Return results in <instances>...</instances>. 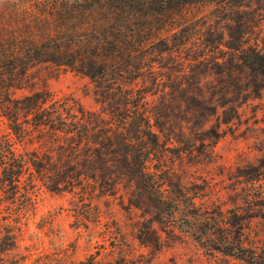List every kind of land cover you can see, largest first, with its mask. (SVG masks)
Returning a JSON list of instances; mask_svg holds the SVG:
<instances>
[{"label":"trees","instance_id":"16d2710c","mask_svg":"<svg viewBox=\"0 0 264 264\" xmlns=\"http://www.w3.org/2000/svg\"><path fill=\"white\" fill-rule=\"evenodd\" d=\"M192 1H55L54 32L41 42L34 39L32 54L90 77L101 108L57 98L47 87L17 97L6 94L0 117L7 118L11 132L24 142L45 131L43 140L52 146V155L42 161L36 151L20 153L11 136L2 135V178L19 181L28 172L51 190L90 199L96 190L115 194L123 189L121 204L140 211V243L160 251L166 244L160 228L175 230L168 217L179 208L186 186L179 187L172 179L168 151L180 157L188 142H217L222 125L239 117L242 102L264 89V46L258 42L246 45L231 33L228 57L224 52L214 56L215 47L202 51L188 47L181 55L178 48L202 36L173 25ZM218 2L223 7L239 4ZM165 52L170 56L163 61ZM15 69L6 74L0 65V88L22 87V81L14 83ZM238 70L246 71L248 79L243 80ZM213 73L215 78L206 79ZM179 120L192 123L191 133L183 125H172ZM196 196L190 195L192 201ZM83 264L95 263L88 258ZM105 264L136 263L124 254Z\"/></svg>","mask_w":264,"mask_h":264},{"label":"rangeland","instance_id":"374dc122","mask_svg":"<svg viewBox=\"0 0 264 264\" xmlns=\"http://www.w3.org/2000/svg\"><path fill=\"white\" fill-rule=\"evenodd\" d=\"M55 1L0 0V65L6 74L16 66L14 83L23 82L22 87L0 88V105L6 94L17 97L47 87L57 98L77 99L92 110L101 108L90 77L32 54V41L41 42L54 32ZM236 1L238 5L223 7L218 0H193L177 15L174 26L202 34L178 48L181 55L188 47L198 51L215 47L214 56L224 52L228 57L231 33L246 45L264 46V10L259 9L264 0ZM168 56L161 55L163 61ZM237 73L248 79L246 71ZM211 78L214 73L206 74ZM172 125H183L187 133L193 126L182 121ZM222 129L215 143L188 142L180 157L168 151L172 179L179 187L186 186L179 208L168 217L175 230L160 228L166 244L157 252L140 243V211L121 204L123 189L115 194L96 190L90 199L51 190L28 172L9 182L0 170V264H83L88 258L105 264L124 254L136 264L148 259L149 264H264V89L246 98L239 117ZM5 134L20 153L36 151L42 161L52 155V146L43 140L45 131L20 141L1 116L0 136ZM177 188L172 187L176 192ZM192 194L198 195L194 201Z\"/></svg>","mask_w":264,"mask_h":264}]
</instances>
